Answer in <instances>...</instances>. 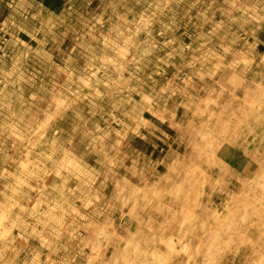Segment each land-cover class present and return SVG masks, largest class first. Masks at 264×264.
<instances>
[{"label": "rangeland", "instance_id": "obj_1", "mask_svg": "<svg viewBox=\"0 0 264 264\" xmlns=\"http://www.w3.org/2000/svg\"><path fill=\"white\" fill-rule=\"evenodd\" d=\"M66 7L65 14L61 15L60 12ZM68 10L71 14L79 13L80 19L74 23L75 26L67 25ZM64 19L67 23L64 22ZM80 27L81 29L85 27L86 30L81 32L87 31V34L84 35L85 39L82 43L74 45V38ZM84 37L77 39L80 41ZM221 38L223 39L219 40ZM237 38L238 40H236ZM186 45L188 49L189 46L194 49L193 55H190L192 57L189 56V59H180L184 51L188 50L185 48ZM179 46H182L181 49ZM51 49H56L53 56L49 52ZM170 50L173 51V54L169 53ZM44 54L42 60L46 59V56H52V62L47 65V71L44 73L47 78L32 83V94L27 97V99L31 97L30 102L38 106L35 113L37 123L35 118H31L33 121L29 124L25 118L15 116L16 119L12 121V124V118H9L10 116L4 118V113L10 114V104L14 100V93L15 91L18 93L15 86L22 81L29 83L30 75L33 72L32 63ZM248 54L250 57L253 55L254 60H249ZM67 55L70 57L69 72L67 76L61 77L56 88V94L60 93L59 97L67 96V103L64 105L63 111H56L58 106L49 105L50 82L56 78L53 71L55 62L61 63L67 58ZM167 59L171 62L167 63L166 69L162 60L167 62ZM225 60L227 61L223 63V70L220 72H217L216 68L213 70L214 74H211L212 77L200 86L201 88L198 89L193 101L190 100L191 102L186 103L187 106L182 110L180 108L182 112L180 110L178 112L177 106L172 108L171 104L167 106L165 101L173 95L171 94L173 93L171 85L174 82H181V78L188 74L189 76L195 75L194 80L197 83V76L203 70L201 67L208 70L215 67L218 62L221 63ZM235 61L237 65L232 64ZM164 64L166 65V63ZM178 65L180 66L176 68ZM233 65L236 66L237 72L242 67L250 71L249 78L252 75L251 80L253 79L255 87L251 89L249 95L244 94L241 97L238 95V74L235 75L233 83H226L223 80L228 74L227 71L233 70ZM220 66L218 65V70H220ZM194 69L198 70L199 74L196 72L193 74ZM166 71L174 72L169 73L170 76H165ZM263 78L264 0H258V2L257 0H246V2L245 0H0V190L4 185V190L9 189L14 180L17 184L13 186L16 187L14 193L18 191L19 195V200H17L19 203L13 200L12 206L7 207L9 214L0 216V229L3 230V232L0 230V264H51V258L47 256V253L53 245H57L58 249L57 263L61 260L66 261V257H68L69 261L72 260L69 264H111L116 261L118 253L124 252L128 260L147 264V250L154 247L147 246L148 241L145 239V248L135 252L134 246L130 243L137 240L144 226H141V223L139 224L136 220L133 221L134 213L130 214L129 210L135 211L137 209L135 206H138L137 200H140L139 197L142 195L147 197L149 193L148 201L138 207V210L142 209L143 214L145 209L150 210L149 207L153 206L159 194L165 196V193L169 192V201L164 209L166 215L163 220L165 221L164 225L167 228L174 227L176 233L183 232L199 215L198 208L195 209L196 211L193 209L192 214L187 216L190 220L186 222L182 218L183 199L190 200L191 191L194 189L196 194L202 198L204 195H211L206 190V188L209 189L210 183L205 182L204 177L201 179L202 174L205 176L211 161L206 162V158V160H200L201 167L196 170V167H192L193 158H198V153L205 146L207 147V143H211V132L219 129L216 133L223 135L222 130L227 126L219 127L221 117L222 119L224 117L225 120L229 118L233 102L236 104L231 116L233 121L231 123L235 125V132H241L244 129L245 120L247 116H251L249 112L252 113L254 106L258 111H260L258 107L264 108ZM83 79L85 81L81 82ZM206 84H209V88ZM224 84L227 86L223 88ZM89 86L91 87L89 88ZM146 94L152 95L151 101H154L156 106L153 105V110L157 108V113L161 112L160 117L162 118L159 117L157 120L150 117L149 114L153 110L149 107L148 112L145 110L143 113L145 119L139 123V114L145 109V102L142 98L146 97ZM211 95V103H209ZM261 95L262 98H260ZM158 99H162L163 107ZM89 100H97V103L89 102L87 104ZM19 104H21V108L16 109V112L27 110V104L24 106L23 102H19ZM229 104L231 105L228 111L226 106ZM216 109L220 113L222 111L219 114L220 122H217L215 117ZM180 114L184 116L183 120H180ZM71 115L73 117H70ZM120 115H128V117L120 124V132H116L119 127L117 120L119 121ZM134 115L137 116V119ZM263 115H261V119L264 126ZM8 118L9 123L7 124ZM43 119L44 122L41 123ZM155 119L156 121H154ZM171 122L172 124H170ZM36 124L37 126H35ZM13 129L19 131V135L14 134L17 138L9 140V133ZM128 129L131 131L127 135L113 141L115 134L121 137L124 132L126 134ZM261 132L264 133V129ZM259 139L261 140L260 134ZM2 141L6 142L5 145ZM161 143L166 146L164 152L167 154L166 157L169 156L168 161L159 157L158 147ZM32 150L34 151L32 152ZM113 154L114 159L111 158ZM183 155L184 157L181 158ZM252 157L257 163L255 173L251 174L252 183L260 190V188H264V154L255 153ZM106 158L110 159V162L115 161L111 179H119V182H116L115 190L112 191L109 211L100 210L94 213L95 206L102 200L101 198L99 200L98 196L100 175H103V169H108L110 165V162L103 164V161L107 160ZM147 158L151 162L149 161L148 168L145 169L143 164L145 163L144 159ZM13 161L22 165L25 162L24 166L30 164L29 175L19 173L17 168H14ZM164 168V176H160V172ZM241 171L237 170L235 173L240 179ZM139 174L142 175V178L137 180ZM162 177H164V181L166 179L168 185L170 184V191L167 186L168 188H162L159 192L158 184L162 181L160 180ZM178 179L183 181L181 183L183 190L175 187ZM215 182H217V176H214L212 184L214 185ZM173 186L175 189H172ZM4 190L1 192L3 193ZM88 196H94L93 199H95L89 200L91 203H88V206H83L84 197ZM200 198L196 201L197 204L202 201ZM73 204L76 206L78 204L80 207L75 208L72 215H68L69 209L67 210V208ZM255 204L248 207V214L254 215V223L259 219V214L255 213L257 207ZM219 212L217 214H220ZM76 213L81 218H78ZM159 213L161 212L159 211ZM220 215L222 216L223 212ZM61 216H64V220L61 219ZM242 220L239 218L238 222L245 221ZM70 222L72 228L69 227ZM230 222L232 224L233 220L229 221V224ZM230 226L225 225L224 229L220 228L216 233H213L215 241H217L216 246L219 243H224L226 246L232 236L234 239L236 234ZM258 228L262 230L260 239L264 241V220L258 223ZM70 229L81 235L80 243L76 234L70 236V232L69 238L67 237ZM237 231H240L238 233L240 235L241 227ZM249 236L252 241L251 248L249 252L238 253L234 256L238 260L237 264H254L255 260L260 263L259 259L254 257L250 259L251 257H249L250 252L260 250V241L254 235ZM211 237L204 239L205 247L203 249L211 248L208 246L213 239ZM84 240L87 244L83 245L81 242ZM110 242L112 245L109 244ZM216 246L213 248L215 252ZM261 250L264 254V247H261ZM116 252L117 254H115ZM12 254L14 258H11ZM54 255L56 258L55 253ZM177 258H181L184 262L187 260L185 264L190 263L188 250L187 252L185 250L178 252Z\"/></svg>", "mask_w": 264, "mask_h": 264}, {"label": "bare ground", "instance_id": "obj_2", "mask_svg": "<svg viewBox=\"0 0 264 264\" xmlns=\"http://www.w3.org/2000/svg\"><path fill=\"white\" fill-rule=\"evenodd\" d=\"M161 1V0H160ZM181 1V0H180ZM249 1V0H247ZM209 2V1H208ZM244 2V1H243ZM246 2V0H245ZM253 2V1H252ZM258 2V0H257ZM217 3V2H216ZM221 3V2H220ZM200 4V3H199ZM180 5V4H179ZM184 5V4H182ZM198 5V4H197ZM225 5V4H224ZM247 5V3H246ZM252 5V4H251ZM74 6V5H73ZM196 6V5H195ZM207 6V5H206ZM229 6V5H228ZM238 6V5H237ZM241 6V5H240ZM71 7V6H70ZM165 7V6H164ZM253 7V6H252ZM209 8V7H208ZM211 8V7H210ZM230 8V7H229ZM261 8V7H260ZM263 8V7H262ZM14 9V8H13ZM12 9V10H13ZM79 9V8H78ZM157 9V8H156ZM203 9V8H202ZM67 10V7L65 8V10H62L60 13L61 15H64L65 12ZM142 10V9H141ZM164 10V9H163ZM208 10V9H207ZM252 10V9H251ZM225 11V10H224ZM248 11V10H247ZM260 11V10H259ZM77 12V11H76ZM185 12V11H184ZM166 13V12H165ZM203 13V12H202ZM255 13V12H254ZM68 16V23L66 21V19H64V22L67 23V25L69 27L73 26L74 23L80 19L79 18V13H75V14H71V12L68 10L67 13ZM149 14V13H148ZM160 14V13H159ZM209 14V13H208ZM218 14V13H217ZM236 14V12H235ZM60 15V16H61ZM202 15V14H201ZM216 15V14H215ZM223 15V14H222ZM232 15V14H230ZM84 16V14H83ZM153 16V15H152ZM169 16V15H168ZM260 16V14H259ZM59 17V16H58ZM62 17V16H61ZM131 17V16H130ZM174 17V16H173ZM172 17V18H173ZM256 17V16H255ZM112 18V17H111ZM139 18V17H138ZM151 18V17H150ZM200 18V17H199ZM216 18V17H215ZM117 19V18H116ZM196 19V18H195ZM255 19V18H254ZM82 20V19H81ZM215 20V19H214ZM221 20V19H220ZM111 21V20H110ZM153 21V20H152ZM216 21V20H215ZM225 21V20H224ZM62 22V21H61ZM180 22V21H179ZM251 22H253L251 20ZM256 22V21H255ZM63 23V22H62ZM101 23V22H99ZM182 23V22H181ZM233 23V22H232ZM260 23V22H259ZM78 24V23H77ZM263 24V23H262ZM112 25V24H111ZM150 25V24H149ZM21 26V25H20ZM75 26V25H74ZM80 26V25H79ZM151 26V25H150ZM178 26V25H177ZM206 26V25H205ZM232 26V24H231ZM243 26V25H242ZM241 26V27H242ZM247 27V26H246ZM84 29L78 28V32L76 33L77 36L74 38V45H76L75 43H82L83 40L85 39L84 35L87 34V31L82 33V30H86L85 27H83ZM198 28V27H197ZM185 29V28H184ZM18 30H19V26H18ZM68 30V29H67ZM120 30V29H119ZM144 30V29H143ZM199 30V29H198ZM229 30V29H228ZM237 30V29H236ZM248 30V29H247ZM202 31V30H199ZM221 31V30H220ZM177 32V31H176ZM111 33V32H110ZM109 33V34H110ZM144 33V32H143ZM142 33V34H143ZM200 33V32H197ZM117 34V33H116ZM119 34V33H118ZM154 34V33H153ZM245 34V33H244ZM107 35V34H106ZM173 35V34H172ZM171 35V36H172ZM176 35V34H175ZM116 36V35H115ZM147 36V35H146ZM158 36V35H157ZM161 36V35H160ZM186 36V35H185ZM203 36V35H202ZM226 36V35H225ZM239 36V35H238ZM79 37H84L83 39H81L79 41ZM152 37V36H151ZM167 37V36H166ZM177 37V36H176ZM141 38V37H140ZM185 38V37H184ZM224 38V37H223ZM223 38L219 39L222 40ZM234 38V37H233ZM148 39V38H147ZM175 39V38H174ZM195 39V38H194ZM76 40V42H75ZM104 40V39H103ZM238 40V38L236 39ZM246 40V39H245ZM45 41V40H44ZM101 41V40H100ZM254 41V40H253ZM104 42V41H103ZM125 42V41H124ZM123 42V43H124ZM141 42V41H140ZM149 42V41H148ZM192 42V40H191ZM217 42V41H216ZM232 42V41H231ZM193 43V42H192ZM225 43V42H224ZM125 44V43H124ZM237 44V43H236ZM250 44V43H249ZM159 45V44H158ZM230 45V44H229ZM27 46V44H26ZM103 46V44H102ZM176 46V45H175ZM218 46V45H217ZM228 46V45H227ZM182 47V46H181ZM181 47L179 46V48L181 49ZM191 46H189V49L187 48V45L185 46L186 51H184V53L181 55L180 59H189L190 55H193V51L194 49L190 48ZM210 47V46H207ZM235 47V46H234ZM102 48V47H101ZM223 48V47H222ZM253 48V47H252ZM226 49V48H225ZM120 50V49H119ZM118 50V51H119ZM253 50V49H252ZM256 50V49H255ZM56 51V49H51L49 50V52L52 54H54V52ZM69 51V50H68ZM139 51V50H138ZM127 52V51H126ZM151 52V51H150ZM158 52V51H157ZM173 51L170 50L169 53H172ZM246 53V52H244ZM73 54V50L71 51V56ZM102 54V53H101ZM100 54V55H101ZM166 55V54H165ZM180 55V54H179ZM249 55V54H248ZM45 56L42 55V57H38L37 60H35L34 63H32V68H33V72L31 78L28 80L29 83L27 84L26 82L22 81V82H18L17 85L15 86V90H18V93L15 91L14 93V100L11 102L10 104V114L8 113H4V118L10 116L9 118L11 119V122L14 121L16 119L15 116L17 117H23L25 118V121H29L28 123L30 124L31 121H33L31 118H35V122H36V117H35V113L37 112V104H33L32 102H30L29 99H31V97L29 99H27L28 95L32 94V83H36L37 81L44 79L45 75L44 73L47 71V65H50L52 62V56H46V59L42 58ZM240 56V55H239ZM19 57V56H18ZM21 57V56H20ZM23 57V56H22ZM67 58L64 59V61H62L61 63L59 62H55L54 67H53V71H54V75H55V79L52 81L51 80V89H50V93H49V105L51 106V104H54L55 107L58 106L56 111H63V107L64 105L67 103L66 102V95L65 97H59L60 93L56 94V88L59 81H61V77L67 76L68 74V66H69V61H70V57L69 55L66 56ZM152 57V55H151ZM192 57V56H190ZM237 57V56H236ZM241 57V56H240ZM62 58V57H61ZM90 58V57H89ZM113 58V57H112ZM219 58V57H218ZM249 60H254V56L252 55L250 57ZM104 59V58H103ZM136 59V58H135ZM179 59V62H180ZM192 59V58H191ZM194 59V57H193ZM94 60V59H93ZM92 60V61H93ZM169 59H167V62H165V60L163 61V65L166 66L167 69V63L171 62ZM237 60V59H236ZM243 60V58H242ZM245 60V59H244ZM100 61V60H99ZM112 61V60H111ZM132 61V60H131ZM130 61V62H131ZM220 61V60H219ZM225 61H221V63H217V65H215V67L213 68H209L208 70H204L207 68H203L201 67L203 70L199 71L194 69L193 70V74H195V72L197 74H199L197 76L198 80L197 83H195L196 80H194V76L195 75H186L184 77L181 78V82H174L171 85V89L172 92L171 94L172 97H168L169 100L165 101V103L167 104V106L170 105V107L172 108L173 106H177L178 107V112L181 108V110L187 106L186 103H188L190 100L193 101L192 99L195 97V95H197L198 93V89L201 88L200 86L202 84L205 83V81L209 80L212 75L214 74L213 70L216 68V71L220 72L222 71L224 68V62ZM73 62V61H72ZM118 62V61H117ZM159 62V61H158ZM216 62V61H215ZM244 62V61H241ZM250 62V61H249ZM19 63V62H18ZM120 63V61H119ZM132 63V62H131ZM166 63V65L164 64ZM214 63V62H213ZM212 63V64H213ZM229 63V62H228ZM237 62L235 61L232 64H236ZM14 64V63H13ZM179 64V63H178ZM188 64V63H187ZM192 64V63H191ZM152 65V64H151ZM170 65V64H169ZM218 65L220 66V70H218ZM234 66L233 70H231L229 72V70L227 71L228 74L225 75V78L223 80H225L226 83L232 82L234 81V77H236L238 74V81L237 84L239 86V90H238V95L241 97L242 95H249L251 89H253L255 87L254 82L251 80L252 75H250L249 78V72L247 70V68H241L239 72H237V68L236 66ZM241 65V64H240ZM248 65V64H247ZM246 65V66H247ZM105 66V65H104ZM180 65L176 66V68H178ZM3 67V66H2ZM71 67V66H70ZM113 67V66H112ZM159 68V67H158ZM164 69V70H166ZM116 70V69H115ZM153 70V69H152ZM162 70V69H160ZM188 71V70H187ZM202 71H204V73H202ZM103 72V71H102ZM101 72V73H102ZM153 72V71H152ZM174 71H166L164 73L165 76H168L169 73L172 74ZM213 72V73H212ZM87 73V72H86ZM106 73V72H105ZM187 73V72H186ZM160 74V72H159ZM216 74V72H215ZM49 76V74H47ZM161 75V74H160ZM163 75V74H162ZM236 75V76H235ZM18 76V75H17ZM101 76V75H100ZM170 76V75H169ZM10 77V76H9ZM89 77V76H88ZM110 77V76H109ZM145 77V76H144ZM220 77V76H218ZM166 78V77H165ZM246 78V79H245ZM251 80V82L248 81ZM92 79V78H91ZM107 79V78H106ZM116 80V79H115ZM42 81V80H41ZM85 79H83L81 82H84ZM114 81V80H113ZM118 81V80H117ZM139 81V80H138ZM194 81V83H193ZM73 82V81H72ZM224 82V83H225ZM158 83V82H157ZM186 83V84H185ZM119 84V83H118ZM137 84V83H136ZM198 84V85H197ZM262 84H264V78L262 80ZM261 84V85H262ZM29 85V86H28ZM36 85V84H35ZM44 85V84H43ZM87 85V84H86ZM128 85V84H127ZM207 88H209V84H206ZM46 86V85H45ZM113 86V85H112ZM133 86V85H132ZM139 86V85H138ZM227 85L224 84L223 88L226 87ZM258 86V85H257ZM256 86V87H257ZM91 86H89L90 88ZM230 87V86H229ZM17 88V89H16ZM78 88V86H77ZM95 89V88H94ZM45 90V89H44ZM71 90V89H70ZM83 90V89H82ZM203 90V89H202ZM125 91V90H124ZM214 91V90H213ZM236 91V90H235ZM127 92V91H126ZM210 92V91H209ZM41 93V92H40ZM44 93V92H43ZM70 93V92H69ZM75 93V92H74ZM130 93V92H129ZM264 93V91H263ZM39 94V93H38ZM71 94V93H70ZM69 94V95H70ZM116 94V93H115ZM235 94V93H234ZM74 95V94H73ZM84 95V94H83ZM230 95V94H229ZM151 96L149 94H146V97L143 96L144 98H142V100L145 102V109L142 111L141 114H139V123L141 122V120L145 119L144 116V111L147 110L146 112H148V108L151 107L153 110V105L155 106V102L151 101ZM206 96V95H205ZM204 96V97H205ZM216 96V95H215ZM221 96V95H220ZM226 96V95H225ZM71 97V96H70ZM99 97V96H98ZM118 97V96H116ZM207 98V97H206ZM212 95L209 97V103H211V99ZM216 98V97H215ZM214 98V99H215ZM260 98H262V95L260 96ZM76 99H78L76 97ZM196 99V98H195ZM222 99V98H221ZM119 100V99H118ZM161 104H162V99H158ZM223 100V99H222ZM32 101V100H31ZM190 101V102H191ZM205 101V100H204ZM207 101V104H208ZM19 102H23V106L25 104H27V110H22L21 112L19 111H15L16 109H20V105ZM89 102H95L97 103V100H89L87 101V104ZM115 102V101H114ZM154 102V103H153ZM171 102V103H170ZM228 102V101H227ZM94 103V104H95ZM164 103V101H163ZM195 103V102H194ZM214 102L212 101V104ZM216 103V102H215ZM229 103V102H228ZM4 104V103H3ZM113 104V102H112ZM174 104V105H173ZM191 104V103H190ZM201 104V103H200ZM204 104V103H203ZM227 104V103H226ZM236 102H233L232 105L229 104L226 106L227 110H230V105H231V115L229 116V118H227L226 120L222 119V117L219 115L221 113L217 110V115L215 116L217 119V122H220V117H221V122L219 127L223 126H227V128L223 129V135H221L220 133H216L217 131L215 130L214 132H211L212 138L211 140L214 141L212 142L210 139L211 143H207V147L204 149H202V151H200L199 157L198 158H193L192 161L193 162V166L192 167H196V170L201 167V163L200 160H206V162H208L209 160L211 161V164L208 166L207 171L205 172V176H201V179H203L204 177V181L207 183H210L209 185V189L206 188L207 193H210L211 195H204L203 198L199 195L196 194V190L192 189L193 191H191L190 193L192 194L191 197H196V198H191L190 200L187 199H183V202L185 201V203L183 204L182 202V208L184 210V213H182V218L185 219V221H189L190 218H188V214L191 213V211L194 209V211H196L195 209L198 208V212L199 215L198 217L195 219L194 221L191 222L189 224V226L183 230V232H179L176 233L175 228H167L164 225V218H165V206L168 204L167 202L169 201V197L170 194L169 192L165 193V196L162 195H158V197L156 198V200L154 201V204L152 207H149L150 210H146L143 212L142 214V209L138 210V207H140L139 205L144 204L149 196V193L146 196H140V200H137L138 206L135 208V211L130 209V214L131 212H133V221L135 222V220L140 224L141 226L143 225V231L141 232V234H139V236L137 237V240H135L134 242L130 243L132 246H134V250H136L135 252H139L141 249L145 248V239L148 241V243H146L147 246H153V249H148L147 251V264H155L156 262H158L159 264H185V262L187 260L182 261L181 258H177L178 252L181 251H186L188 250V254H189V264H237L238 260L235 259V255H238V253L243 254L245 252H249L250 248H251V240L249 239V235H254V237H256V239L258 241H260V250L255 251V252H250V259L256 258L259 259L260 263L255 260L254 264H264V254L263 251L261 250V247H264V241L262 239H260V235L262 233V230L260 228H258V223L262 220H264V188H256L253 185V181L251 178V174L256 170V165L257 163L254 162L253 159V155L255 153H261L264 154V133L261 132L264 129L263 126V122H262V116L264 114V108L262 107H258L260 109L261 115H259L258 110L254 109L251 113V111L249 112V114L251 116H247L246 120H245V125H244V129L241 130V132H235V128L231 122V116L234 112V107H235ZM256 104V103H255ZM84 105V104H83ZM86 105V104H85ZM143 105V104H142ZM252 105V104H251ZM80 106V105H79ZM88 106V105H86ZM114 106V105H113ZM163 107V104L161 105ZM166 106V107H167ZM206 106V105H205ZM259 106V105H258ZM5 107V106H4ZM53 107V106H52ZM72 107V106H71ZM141 107V106H140ZM156 107V106H155ZM220 107V106H219ZM245 107V106H244ZM248 107V106H247ZM83 108V107H82ZM133 108V107H132ZM132 108H131V114H132ZM170 108V109H171ZM210 108V107H209ZM225 108V109H226ZM237 108V107H236ZM239 108V107H238ZM257 108V107H256ZM7 109V108H6ZM155 109V108H154ZM189 109V108H188ZM82 110V109H81ZM160 110V109H159ZM180 110V111H181ZM212 110V109H211ZM15 111V112H14ZM25 111V112H24ZM176 111V110H174ZM189 111V110H188ZM224 111V110H223ZM236 111V110H235ZM245 111V110H244ZM52 112V111H51ZM55 112V111H53ZM82 112V111H81ZM151 112V111H150ZM182 112V111H181ZM237 112V111H236ZM258 112V113H257ZM203 113V112H202ZM208 113V112H207ZM29 114V115H28ZM52 114V113H51ZM95 114V113H94ZM130 115V112L128 113ZM230 114V113H229ZM248 114V115H249ZM28 115V117H26ZM83 115V114H82ZM150 117L156 118L157 120H159V117L161 116V112L157 113V108L155 110H153L150 114ZM228 115V114H227ZM34 116V117H33ZM136 116V115H134ZM167 116V115H166ZM203 116V115H202ZM264 116V115H263ZM47 117V116H46ZM70 117H73V115H71ZM69 117V118H70ZM110 117V116H109ZM128 115H120V119L119 121L117 120V124H118V129H116V132H120L119 129L121 128V125L125 119H127ZM180 120H183L182 117L184 118L183 115L180 114ZM9 118L7 119L6 123H9ZM96 118V117H95ZM162 118V117H160ZM209 118V117H208ZM213 118V117H212ZM241 118V117H240ZM27 119V120H26ZM46 119V118H45ZM49 119V118H48ZM137 119V116H136ZM156 119L154 121H156ZM201 120V119H200ZM242 120V119H241ZM264 120V118H263ZM47 121V119H46ZM10 122V123H11ZM44 122V119L41 123ZM120 122V123H119ZM206 122V121H205ZM240 122V121H239ZM262 122V123H261ZM37 123V122H36ZM259 123V124H258ZM261 123V124H260ZM13 124V122H12ZM11 124V125H12ZM24 125V123H21ZM172 124V122L170 123ZM202 124V123H201ZM3 125V124H2ZM33 125V123H32ZM135 125V124H134ZM178 125V124H177ZM204 125V124H202ZM20 126V125H18ZM22 126V125H21ZM37 126V124L35 125ZM51 126V125H49ZM55 126V125H54ZM14 127V126H13ZM43 127V126H42ZM173 127V126H172ZM185 127V125H184ZM202 127V126H201ZM239 127V126H238ZM181 128V127H180ZM137 129V128H136ZM11 130V129H10ZM105 130V129H104ZM183 130V129H182ZM186 130V129H185ZM14 131L16 130H12L9 133V140H12L13 138H17L16 136L19 135V131H16V133H14ZM35 131V129H34ZM42 131V130H41ZM60 131V130H59ZM131 130L128 129L126 134L125 132L122 134L121 137H119L117 134H115V138L113 139V141H117L119 139H122L125 135H127ZM176 131V130H175ZM187 131V130H186ZM53 132V131H52ZM133 132V131H132ZM184 132V131H183ZM5 133V132H4ZM24 133V132H23ZM51 133V132H50ZM185 133V132H184ZM14 134H16V136H14ZM102 134V133H101ZM217 134V135H216ZM259 134L261 135V140L259 139ZM51 135V134H50ZM60 135V134H59ZM90 135V134H89ZM108 135V134H107ZM210 135V136H211ZM21 136V135H20ZM93 136V135H92ZM182 136V135H181ZM196 137V136H195ZM39 139V137L37 138V140ZM176 139V138H175ZM217 139V141H216ZM35 140V139H33ZM101 140V139H100ZM196 140V139H195ZM194 140V141H195ZM36 141V140H35ZM62 141V140H61ZM216 141V142H215ZM3 144L5 145V141H2ZM202 142V141H201ZM34 143V142H33ZM36 143V142H35ZM150 143V142H149ZM166 143V142H165ZM51 144V142H50ZM127 144V143H126ZM147 144V143H146ZM23 145V144H22ZM36 145V144H35ZM179 145V144H178ZM181 145V144H180ZM33 146V145H32ZM54 146V145H53ZM87 146V145H86ZM119 146V145H118ZM129 146V145H128ZM127 146V147H128ZM170 146V145H169ZM202 146H204L202 144ZM30 147V146H29ZM91 147V146H90ZM105 147V146H104ZM111 147V146H110ZM124 147V146H123ZM126 147V146H125ZM199 147V146H198ZM32 148V147H31ZM35 148V147H34ZM50 148V147H49ZM184 148V147H183ZM8 149V148H7ZM37 149V148H35ZM92 149V148H91ZM99 149V147H98ZM156 149V148H155ZM185 149V148H184ZM191 149V148H190ZM49 150V149H48ZM104 150V149H103ZM110 150V149H109ZM125 150V149H124ZM146 150V149H145ZM164 150H166V146L165 144L161 143V145L158 147V154L160 153L159 157L163 158V160L165 159V161L169 160V156H167V154H165ZM20 151V150H19ZM34 150H32L33 152ZM50 151V150H49ZM102 151V150H101ZM66 152V151H65ZM125 152V151H124ZM169 152V149H168ZM194 152V151H193ZM28 153V152H27ZM51 153V152H50ZM103 153V151H102ZM20 154V153H19ZM127 154V153H126ZM183 154V153H182ZM23 155V154H21ZM51 155V154H50ZM149 155V154H148ZM196 155V154H195ZM38 156V155H37ZM47 156V155H46ZM74 156V155H72ZM174 156V155H173ZM256 156V155H255ZM258 156V155H257ZM53 157V156H52ZM106 157V156H105ZM111 157V156H110ZM126 157V156H125ZM154 157V155H153ZM166 157V158H165ZM184 155L181 157L183 158ZM252 157V158H251ZM37 158V157H36ZM47 158V157H44ZM43 158V159H44ZM111 158H115L114 154ZM187 158V157H186ZM190 158V157H189ZM256 158V157H255ZM51 159V158H50ZM107 159V158H106ZM172 159V158H171ZM179 159V158H178ZM185 159V158H184ZM191 159V158H190ZM199 159V160H198ZM38 160V159H37ZM78 160V159H77ZM110 160V159H109ZM108 159L106 161H103V164H106L108 162H110ZM40 161V160H39ZM42 161V160H41ZM150 160L144 159V164H143V168L147 169L148 168V163ZM15 163L14 168H17L19 173L23 174H28L30 172V164L24 166V164H20L16 161H13ZM49 162V161H48ZM70 162V161H69ZM119 162V161H118ZM151 162V161H150ZM155 162V161H154ZM185 162L187 163V161L185 160ZM47 163V162H46ZM102 163V162H101ZM99 163V164H101ZM177 163V162H176ZM39 164V163H38ZM42 164V163H41ZM102 164V165H103ZM115 161L110 162L109 168H105L103 169V175H100V179H99V200L100 198L102 199L101 201H99L98 205L95 206V211L94 213L99 212L100 210H103L105 212L109 211V200L112 199V191L115 190V187L117 185L116 182H119V179L116 180V178L111 179V173L114 171V169L112 167H114ZM67 165V164H66ZM65 165V166H66ZM151 165V164H150ZM184 165V164H183ZM6 166V165H5ZM33 166V165H32ZM39 166V165H38ZM156 166V165H155ZM35 167V166H34ZM75 167V166H74ZM105 167V166H104ZM152 167V166H151ZM167 167V165H166ZM170 167V166H169ZM181 167V166H180ZM186 167V166H185ZM44 168V167H43ZM64 168V167H62ZM137 168V167H136ZM62 170V169H61ZM131 170V169H130ZM168 170V169H167ZM176 170V169H175ZM237 170H242L241 171V179L235 175ZM40 171V170H39ZM96 171V169H95ZM193 171V170H192ZM191 171V172H192ZM42 172V171H41ZM145 172V171H144ZM178 172V170H177ZM32 173V172H31ZM100 173V172H99ZM98 173V175H99ZM135 173V172H134ZM141 173V172H140ZM150 173V172H149ZM160 176H164L165 173V168L163 169L162 172H160ZM255 173V172H254ZM71 174V173H70ZM76 174V173H75ZM92 174V173H91ZM113 174V173H112ZM180 174V173H179ZM20 175V174H19ZM29 175V174H28ZM41 175V174H40ZM86 176V175H85ZM197 176V175H196ZM214 176H217V182H215V184L213 185V181H214ZM236 176V177H235ZM73 177V176H72ZM84 177V176H83ZM91 177V176H90ZM98 177V176H97ZM179 177V176H178ZM220 177H222V179H220ZM140 178H142V175L137 177V180H139ZM150 178V177H149ZM154 178V177H153ZM164 177H162L160 180H162L161 182H159V192L161 191L162 188H168L169 185L167 184L168 182H166L163 180ZM235 178V179H234ZM21 179V178H20ZM97 179V178H96ZM111 179V180H110ZM200 179V180H201ZM18 180V179H17ZM73 180V179H72ZM116 180V181H115ZM155 180V179H154ZM158 180V179H157ZM168 180V179H167ZM124 181V180H123ZM142 181V180H141ZM79 182V181H78ZM84 182V181H83ZM21 183V182H20ZM24 183V182H23ZM127 183V182H126ZM181 183H183V181L181 179H178V181L175 184V187H179V188H183V185H181ZM25 184V183H24ZM38 184V183H37ZM59 184V183H58ZM163 184V186H162ZM174 184V183H173ZM189 184V183H188ZM10 188H6L4 190V186L1 188L0 193H1V203H0V216H7L9 214V212L7 211V207L8 206H12L13 204V200H16L17 203H19L17 200L18 199V191L17 193L15 192L16 186L17 184L14 182V180L11 182ZM67 185V184H65ZM77 185V184H76ZM82 185V184H81ZM124 185V184H123ZM157 185V186H158ZM172 185V183H171ZM24 186V185H23ZM51 186V185H50ZM78 186V185H77ZM168 186V187H167ZM197 186V185H196ZM7 187V186H6ZM125 187V186H124ZM161 187V188H160ZM175 187L173 186L172 189H175ZM200 187V186H199ZM202 187V186H201ZM194 188V187H193ZM39 189V188H38ZM4 190V192L2 193L1 191ZM120 190V189H119ZM136 190V189H135ZM170 191V187L168 189ZM183 190V189H182ZM199 190V188H198ZM11 191V194H10ZM20 191V190H19ZM106 193H105V192ZM157 191V189H156ZM172 191V190H171ZM116 193V192H115ZM119 194V193H118ZM139 194V192H138ZM72 195V194H71ZM78 195V194H77ZM190 195V194H189ZM133 196V195H132ZM169 196V197H168ZM208 196V197H207ZM13 197V198H12ZM94 196H88V197H84V204L83 206H88V203L90 204ZM137 197V196H136ZM152 197V196H151ZM201 197V198H200ZM38 198V197H37ZM40 198V197H39ZM48 198V197H47ZM46 198V199H47ZM172 198V197H171ZM200 198V203L197 204L196 201L199 200ZM263 198V199H261ZM45 199V198H44ZM95 199V198H94ZM93 199V200H94ZM135 199V197H134ZM151 199V198H150ZM173 199V198H172ZM40 201V199H38ZM49 200V199H48ZM51 200V199H50ZM59 200V199H58ZM132 200V199H131ZM124 201V200H123ZM187 201V202H186ZM77 202V201H76ZM260 202V203H259ZM37 203V202H36ZM51 203V202H50ZM118 203V202H117ZM256 203V204H255ZM23 204V203H22ZM150 204V203H149ZM257 205L256 207V214H259V219L256 221V223H254V215H250L248 207L250 205ZM261 204V205H260ZM24 205V204H23ZM115 205V204H114ZM251 205V206H252ZM15 206V205H14ZM62 206V205H61ZM80 206H77L75 204L70 205V207H66L68 211V215H72V212L74 213L75 208H78ZM131 207V206H130ZM111 208V207H110ZM252 208V207H251ZM25 209V208H24ZM127 209V208H126ZM173 209V208H172ZM66 210V211H67ZM159 211L161 213H159ZM220 211L219 213L221 214L223 212V215L221 216L220 214H217V212ZM261 211V212H259ZM104 212V213H105ZM109 214V213H107ZM171 214V213H170ZM192 214V213H191ZM248 214V215H247ZM252 214V213H251ZM78 218H81V216L79 214H75ZM104 215V214H103ZM244 215V216H243ZM10 216V215H9ZM65 216V215H64ZM64 216H61V219L64 220ZM120 216V215H119ZM171 216V215H170ZM174 216V215H173ZM31 217V216H30ZM172 217V216H171ZM243 217V220H242ZM247 217V218H246ZM2 218V217H1ZM77 218V219H78ZM173 218V217H172ZM239 218H241L242 221L244 222H238ZM60 219V220H61ZM10 220V219H9ZM61 220V221H62ZM128 220V219H127ZM168 220V219H167ZM232 224L229 221H232ZM6 221V220H5ZM44 221V220H43ZM105 222V221H104ZM149 222V224H148ZM43 224V223H42ZM41 224V225H42ZM243 224V225H242ZM256 224V225H255ZM40 225V226H41ZM72 223L70 222L69 227H71ZM85 225V224H84ZM122 225V224H121ZM230 226L231 228H233L234 233L236 234V236L231 237V239L229 240L228 244H226V246H224V243H219L216 246L217 241H215L216 239L214 238L213 233H216L220 228L224 229V226ZM60 226H63L60 224ZM175 226V225H174ZM15 227V226H14ZM32 227V226H31ZM140 227V226H139ZM241 227V233L240 235L238 234L239 232L237 231V229H239ZM12 228V227H11ZM16 228V227H15ZM46 228V227H45ZM72 228V227H71ZM227 228V227H226ZM13 229V228H12ZM103 229V228H102ZM110 229V228H109ZM227 229H230L229 227ZM2 230V229H0ZM16 230V229H15ZM45 230V229H44ZM47 230V229H46ZM108 231V230H107ZM3 232V230H2ZM71 232V234H70ZM90 232V231H89ZM10 233V232H9ZM78 232H75L74 230L70 229L68 230V235L69 236H74L76 234V238L78 240V242L80 243L81 240V235L77 234ZM91 233V232H90ZM42 234V231H41ZM2 235V233H1ZM34 235V234H33ZM47 235V234H46ZM133 235V234H132ZM3 236V235H2ZM28 236V235H27ZM38 236V235H37ZM63 236V235H62ZM212 236V237H211ZM227 236V235H225ZM116 237V236H115ZM128 237V236H127ZM213 238L211 242H209L208 246H211V248L207 247V249H203L205 247V243H204V239L206 238ZM42 238V237H41ZM69 238V237H68ZM109 238V237H108ZM32 239V238H31ZM46 239V238H45ZM42 240V239H41ZM50 240V239H49ZM155 241V242H154ZM235 241V242H233ZM67 242V241H66ZM93 242V241H92ZM51 243V242H50ZM83 245L87 242H85V240L83 242ZM112 242H110L109 244H111ZM93 246V245H92ZM216 246V252L215 250H213V248H215ZM49 247V246H48ZM104 247V246H103ZM110 247V246H109ZM67 248V247H65ZM75 248V247H74ZM97 248V247H96ZM95 248V249H96ZM127 248V247H126ZM219 248V249H218ZM129 249V248H127ZM57 245H53L50 250L47 253V256H49V258H51V264H56V259H57ZM68 250V249H67ZM77 250V249H76ZM83 250V249H82ZM107 250V249H106ZM122 250V249H121ZM65 251V250H64ZM74 251V250H73ZM24 252V251H23ZM54 253L56 254V258L54 257ZM65 253V252H64ZM91 253V252H89ZM96 253V252H95ZM60 254V253H59ZM81 254V253H80ZM117 254V252L115 253ZM65 255V254H64ZM78 255V254H77ZM119 255V256H118ZM117 255V259L116 261H113L115 259H113L111 264H141L134 261V260H128V257H126V254L124 252H120V254L118 253ZM245 255V254H244ZM247 255V254H246ZM59 256V255H58ZM84 256V255H83ZM88 256V255H87ZM103 256V255H102ZM31 257V256H30ZM111 257V255H110ZM109 257V258H110ZM11 258H14L13 254L11 256ZM88 258V257H87ZM98 258H100L98 256ZM103 258V257H102ZM113 258V257H112ZM237 258V257H236ZM242 258V257H241ZM90 259V258H89ZM184 260V259H183ZM70 261L72 262V260L70 259ZM68 260V257H66V261L61 260V262L59 261L57 264H69L70 262ZM105 261V260H104ZM49 262V261H48ZM70 262V263H71ZM88 262V261H87ZM32 263V262H31ZM75 263V262H74ZM105 263V262H104ZM8 264V263H7ZM46 264V263H45ZM89 264V263H88ZM143 264H146L145 262H143ZM249 264V263H248Z\"/></svg>", "mask_w": 264, "mask_h": 264}]
</instances>
